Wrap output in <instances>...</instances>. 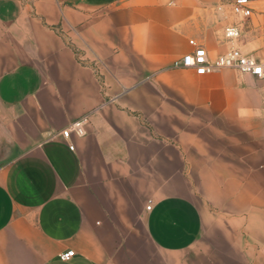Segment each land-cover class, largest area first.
Instances as JSON below:
<instances>
[{
	"label": "crops",
	"instance_id": "obj_1",
	"mask_svg": "<svg viewBox=\"0 0 264 264\" xmlns=\"http://www.w3.org/2000/svg\"><path fill=\"white\" fill-rule=\"evenodd\" d=\"M232 3L0 0V264H264V76L174 64Z\"/></svg>",
	"mask_w": 264,
	"mask_h": 264
},
{
	"label": "built area",
	"instance_id": "obj_2",
	"mask_svg": "<svg viewBox=\"0 0 264 264\" xmlns=\"http://www.w3.org/2000/svg\"><path fill=\"white\" fill-rule=\"evenodd\" d=\"M252 10L251 0H233L232 11L240 18L244 19L248 17L252 13ZM259 12L261 16V36L264 49V3L259 8ZM241 32L242 30L237 24H227L223 29V34L231 43L225 51L210 57L203 46H196L193 51L187 52L179 59H176L174 64L192 67L197 73L231 67L241 72L262 77L264 76V53L258 55L244 49L243 43L240 42ZM86 122V116L76 118L62 130L63 136L68 139L73 132L79 135L85 134L87 132ZM70 147L73 148L74 144L70 143ZM146 207L150 208V204H147ZM74 254L75 249L69 248L62 251L60 257L62 259H69Z\"/></svg>",
	"mask_w": 264,
	"mask_h": 264
}]
</instances>
